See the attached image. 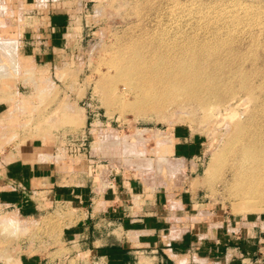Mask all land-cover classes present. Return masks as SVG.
<instances>
[{"label": "rangeland", "instance_id": "rangeland-1", "mask_svg": "<svg viewBox=\"0 0 264 264\" xmlns=\"http://www.w3.org/2000/svg\"><path fill=\"white\" fill-rule=\"evenodd\" d=\"M4 40L0 264H87L78 244L91 238L93 216L72 193L80 180L97 194L108 181L132 182L141 205L156 197L166 209L161 239L187 238L196 264L232 256L238 236L242 254L264 264V202L239 210L228 148L237 125L264 126V0H0ZM120 46L151 63L119 78L106 62ZM176 68L215 81L214 96L168 88ZM156 256L116 252L114 264H160Z\"/></svg>", "mask_w": 264, "mask_h": 264}, {"label": "crops", "instance_id": "crops-1", "mask_svg": "<svg viewBox=\"0 0 264 264\" xmlns=\"http://www.w3.org/2000/svg\"><path fill=\"white\" fill-rule=\"evenodd\" d=\"M33 181L43 183V178L42 180L31 179L32 183ZM80 181V184L77 185L79 189L72 190V193H75L76 196L79 194V197L86 201L82 211L93 216L91 238L88 243L79 241L80 244H78L81 247L87 246L84 251V254L87 255V264H114L116 252L121 261L127 256L141 255L143 256L141 257L142 261L145 263L144 258L148 254L156 253V261L160 264H196L194 257L189 255L191 244L190 241L187 242V238L177 241L169 234L167 237L170 238L167 241L161 239L166 224L160 217L163 215L162 211L165 212L166 209L161 210L160 200L158 201L156 197L152 203L145 202L141 205L133 202L136 195L132 193L134 191L132 182L108 181L109 186L97 194V188L93 182L90 180ZM50 187L52 186L47 188ZM95 200L100 201V205L96 206ZM90 227V223L87 227L81 224L79 230L86 231L87 228L90 230ZM248 238L249 243L255 246L256 233L251 231ZM235 240H239V242L236 243L238 247L234 249L235 252L232 256L222 254L214 260L207 259L206 262L208 264H263L262 257L259 260L256 257V252L250 255L242 254L246 236H238Z\"/></svg>", "mask_w": 264, "mask_h": 264}, {"label": "bare ground", "instance_id": "bare-ground-1", "mask_svg": "<svg viewBox=\"0 0 264 264\" xmlns=\"http://www.w3.org/2000/svg\"><path fill=\"white\" fill-rule=\"evenodd\" d=\"M133 37H131V38H133ZM134 40H135V38H134ZM134 40L132 39L131 41H134ZM138 40H139V38H138ZM4 41H0V48H2V50H3V45L7 46L11 43L9 40H7L5 42ZM125 41H127V40H125ZM135 42H138V41L135 40ZM131 43H132V46L135 44V43L133 44V42H131ZM141 43L143 44V42H141ZM148 44H149V42L148 43L146 42V44H144V45L148 46ZM150 44H152V43H150ZM129 45H131V44H129ZM137 45H139V44L137 43L135 47H138ZM144 45H142V46H144ZM153 45H151V46L153 47ZM118 46L119 45H117V47ZM126 46H128V45L126 44ZM132 46H131V48H132ZM151 46L149 45V47H151ZM122 47L119 50H118V48H116V50H118V51L115 52L114 55L111 54L112 57L110 59H107V62H106V68L107 69L106 70L112 71L114 73V75H118V76L122 75V77H123V75H125V76L127 75V77H128L132 73L134 75V72H137V71L141 72V69L144 70L145 65H147V63L149 61H147V59L143 58L144 56L142 57L141 53H139L141 51L138 52L137 49H136V51H133V50L128 51L131 49V48L128 49L129 46L127 48L126 47L122 48ZM133 48H134V46H133ZM154 48H156V45ZM142 49H144V51ZM142 49H141L142 52H145V49H147V48H142ZM148 52H150V51H148ZM2 53H4V52H2ZM145 53H147V52H145ZM145 53H144V55H145ZM147 54L149 55L150 53H147ZM148 55H147V57H149ZM13 56L14 55H12V58H13ZM151 56L152 55H150V57ZM9 58H10L9 60H12L11 56ZM6 62H8V60ZM149 63H151V61ZM195 63L196 62H193V64L188 65L187 67H190V66L194 65ZM152 64H154V63H152ZM4 65H6V63ZM16 65L18 66V64H16ZM7 66H4V67H7ZM11 66H12V63H11ZM13 66H15V63ZM146 67H148V66H146ZM7 68H9V67H7ZM159 68H160L159 62H156L151 67L152 72H154V73L157 72L159 70ZM15 69H13V70H15ZM1 70H0V72H1ZM7 71L5 70V72H7ZM145 71H146V69H145ZM147 71L149 72V70H147ZM173 71L177 72V74L173 75L172 72H170V71L165 73L166 84H167L168 88H174L177 91H182L185 94V96H198V95H201V93H204V95H208L209 98L214 96V94H215L214 88L216 87L215 81H212L211 86H208V83L206 81L207 77L205 75H201L200 72L199 73L194 72L192 75L191 74L192 70H190L189 68H187V69L176 68ZM1 76H2V74H1ZM111 76L114 77L113 75H111ZM137 76H141V75H137ZM127 77H125V78H127ZM119 78H120V76H119ZM129 78H128V80H129ZM131 78H133V77L131 76ZM104 80H105V78H104ZM110 80H111V78H110ZM123 80H125V79H123ZM128 80H125V81H128ZM106 83L107 82H105V84ZM109 86H111V85H109ZM200 100L202 103L205 104V102H206L205 99H200ZM141 104H144V103H141ZM235 132H236L235 137L232 138V141H230L228 148L231 151L230 163L232 164V169H234V171L238 175L237 176V186H239L241 189V192H240L241 201H240V204L239 205L237 204V205L239 207V210L241 209L243 211H256L259 208L260 204L262 203V205H263V202H264V126H261L260 128L253 130L250 133H247V132H245V127L243 125H237ZM246 136H248V139ZM235 143H238L237 147L235 146ZM8 219H9V217H8ZM13 219H15V218H13ZM15 221L12 220L11 222L13 223ZM12 223H10V224L8 223V227H10V225H12ZM15 224H16V222H15ZM15 224H14L15 228L18 229L17 226H19L20 224L17 223V226ZM14 226L12 225V228ZM6 227H7V225H5V228ZM10 228H9V230H10ZM2 231H3V229H2Z\"/></svg>", "mask_w": 264, "mask_h": 264}]
</instances>
